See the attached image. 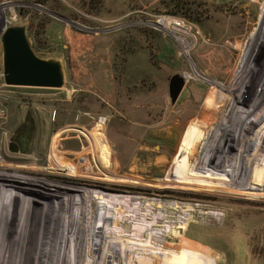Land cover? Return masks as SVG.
Returning <instances> with one entry per match:
<instances>
[{"label":"rangeland","instance_id":"1","mask_svg":"<svg viewBox=\"0 0 264 264\" xmlns=\"http://www.w3.org/2000/svg\"><path fill=\"white\" fill-rule=\"evenodd\" d=\"M168 1L0 0V30L24 28L64 75L60 90L6 87L0 41V249L30 178L46 185L44 213L75 191L95 194L84 210L133 198L140 221H159V264H264V0H180L199 23L168 16ZM28 113L22 154L12 138ZM157 129L168 145L146 142Z\"/></svg>","mask_w":264,"mask_h":264},{"label":"bare ground","instance_id":"2","mask_svg":"<svg viewBox=\"0 0 264 264\" xmlns=\"http://www.w3.org/2000/svg\"><path fill=\"white\" fill-rule=\"evenodd\" d=\"M177 25L171 21L166 29ZM22 182L18 185H23ZM24 184V189L21 186L16 192L15 200L22 199L24 211L22 214L19 208L11 212L10 226L5 231L7 243L0 249V264H139L141 261L146 264L147 258V264H159L157 258L162 254L157 252L156 242L162 235L153 233L159 221L151 211L142 212L140 221L136 211L141 209L135 203L130 204L135 201L133 198L116 201L103 195L106 207L102 204L84 210L80 203L95 194L75 191L67 196L69 200L60 196L57 207L43 206L45 214L34 193H37L36 187L46 185L30 178ZM111 206L116 207V213L108 214ZM143 225L146 228L142 230ZM134 243L138 250H133Z\"/></svg>","mask_w":264,"mask_h":264},{"label":"water","instance_id":"3","mask_svg":"<svg viewBox=\"0 0 264 264\" xmlns=\"http://www.w3.org/2000/svg\"><path fill=\"white\" fill-rule=\"evenodd\" d=\"M3 49V79L6 87L60 90L64 86L62 67L58 62L44 60L35 55L26 38L25 29L10 27L0 30ZM180 75L171 78L168 93L174 105L185 87ZM35 124L28 113L17 128L12 141L22 154H30L35 136Z\"/></svg>","mask_w":264,"mask_h":264},{"label":"trees","instance_id":"4","mask_svg":"<svg viewBox=\"0 0 264 264\" xmlns=\"http://www.w3.org/2000/svg\"><path fill=\"white\" fill-rule=\"evenodd\" d=\"M163 6H165L168 14V16H171L173 18H179L183 19L186 22H192V23H199L198 19H194L191 17L189 12H192V7L194 6V3L184 2L180 0H171L168 2H163ZM196 12V11H195ZM196 15V13L193 12V15Z\"/></svg>","mask_w":264,"mask_h":264},{"label":"crops","instance_id":"5","mask_svg":"<svg viewBox=\"0 0 264 264\" xmlns=\"http://www.w3.org/2000/svg\"><path fill=\"white\" fill-rule=\"evenodd\" d=\"M167 129H157V130H152V131H149L146 135V142H148V144H150L152 141H157V142H161V143H164V144H167L168 145V142H169V137L167 135ZM149 145H145V148H140L141 151H144V152H148L150 149H148ZM147 153H142V155H144ZM156 156L154 158V163L153 164H162L164 161H165V158H166V155L163 154V152H160V151H156Z\"/></svg>","mask_w":264,"mask_h":264},{"label":"built area","instance_id":"6","mask_svg":"<svg viewBox=\"0 0 264 264\" xmlns=\"http://www.w3.org/2000/svg\"><path fill=\"white\" fill-rule=\"evenodd\" d=\"M105 123H106V119H105V118H99V119H98V124H99L100 126H104Z\"/></svg>","mask_w":264,"mask_h":264}]
</instances>
